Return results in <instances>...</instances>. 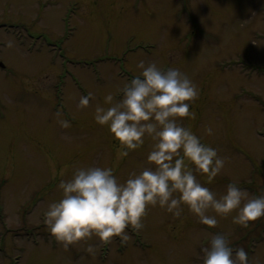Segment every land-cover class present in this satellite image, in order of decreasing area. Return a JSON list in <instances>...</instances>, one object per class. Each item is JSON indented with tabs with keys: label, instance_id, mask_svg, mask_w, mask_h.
I'll list each match as a JSON object with an SVG mask.
<instances>
[{
	"label": "rangeland",
	"instance_id": "374dc122",
	"mask_svg": "<svg viewBox=\"0 0 264 264\" xmlns=\"http://www.w3.org/2000/svg\"><path fill=\"white\" fill-rule=\"evenodd\" d=\"M141 59L197 85L194 115L177 119L225 158L215 177L198 179L217 195L229 181L264 194V0H0V264H202L215 233L264 264L263 215L238 223L235 210L209 209L217 223L208 225L186 204L179 216L149 205L127 240L93 234L67 248L49 232L44 211L76 167L112 166L124 180L153 166L150 135L125 152L93 118L140 74Z\"/></svg>",
	"mask_w": 264,
	"mask_h": 264
},
{
	"label": "clouds",
	"instance_id": "9594fccd",
	"mask_svg": "<svg viewBox=\"0 0 264 264\" xmlns=\"http://www.w3.org/2000/svg\"><path fill=\"white\" fill-rule=\"evenodd\" d=\"M141 72L127 80L120 98L107 106L97 104L94 120L107 124L109 131L128 149L144 143L145 135L154 141L146 159L153 166L132 172L124 180L112 166L76 167L68 179H61V196L51 200L44 211L49 232L65 248L93 234L107 242L114 235L128 239L126 227H142V217L149 205H159L179 216L186 204L202 223L215 225L217 217L208 210L226 214L238 223H247L264 215V194L247 196L246 190L229 181L217 195L198 179L196 172L211 180L222 169L225 158L218 149L201 141L178 117L194 115L189 101L198 95L195 82L178 67L166 70L155 61H138ZM93 93L82 94L78 106H86ZM59 115V114H58ZM62 127L70 121L59 118ZM211 133L213 129L207 128ZM94 244L86 251L93 252ZM248 251L234 246L224 233H215L202 248V264H251Z\"/></svg>",
	"mask_w": 264,
	"mask_h": 264
}]
</instances>
